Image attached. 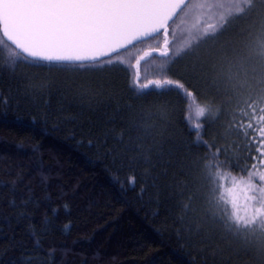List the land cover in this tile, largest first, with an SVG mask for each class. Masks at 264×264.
I'll return each mask as SVG.
<instances>
[{
  "label": "trees",
  "instance_id": "trees-1",
  "mask_svg": "<svg viewBox=\"0 0 264 264\" xmlns=\"http://www.w3.org/2000/svg\"><path fill=\"white\" fill-rule=\"evenodd\" d=\"M194 23V17L177 21L167 36L161 31L118 50L110 54L119 56L115 65L95 71L0 67V96L8 101L0 103V185H7L0 186V264H259L211 224L203 201L194 202L196 213L185 214L189 190L206 191L200 161L209 152L193 146L197 134L189 128L197 121L186 120L188 102L175 90L144 96L133 90L137 80L147 84L167 75L227 107L210 69L201 70L211 42L182 55L167 73L161 70V53L182 47ZM246 26L237 21L216 46L236 40ZM0 39L3 64L15 46L2 31ZM133 122L142 127L129 131ZM200 122L202 139L215 143L212 151L240 143L224 135L227 114ZM135 144L145 154L152 150L151 164L139 158ZM252 163L241 159V169ZM241 169H230L225 187L233 186L232 176L247 175ZM234 195L243 202V184ZM182 216L184 226L201 230L184 232Z\"/></svg>",
  "mask_w": 264,
  "mask_h": 264
},
{
  "label": "snow or ice",
  "instance_id": "snow-or-ice-1",
  "mask_svg": "<svg viewBox=\"0 0 264 264\" xmlns=\"http://www.w3.org/2000/svg\"><path fill=\"white\" fill-rule=\"evenodd\" d=\"M193 17L195 23L183 46L161 53L166 57L161 70L167 73L182 55L211 42L201 70L205 66L210 69L212 84L218 91L222 88L227 97L223 105L227 107L216 106L214 100L198 91H189L180 80L167 75L147 84L137 80L133 90L137 96L175 90L188 102L186 120L197 121L189 128L197 134L193 146L206 147L209 152L200 161L206 191L200 187L189 190L188 201L182 205L185 214L196 213L194 202L203 201L211 224L220 227L243 251L255 254L259 264H264V0H0V31L15 46L0 67L15 69L23 63L77 72L111 67L119 56L114 60L109 53H117L133 41L153 39L161 30L167 36L170 25H176L177 21L184 24ZM237 21H244L247 26L240 29L236 40L217 47L219 38L233 31ZM4 43L0 39V44ZM0 103L6 105L8 101L0 96ZM225 114L228 116L225 137L236 136L240 143L233 141L234 150L220 147L212 151L215 143L202 139L200 121L216 122ZM17 120L22 122L20 117ZM141 127L133 122L129 131ZM142 131L144 135L151 134L148 127ZM141 149L142 144H135L139 158L151 164L152 150L145 154ZM221 155L226 158L221 160ZM249 158L253 163L241 169L240 160ZM225 166L229 171H225ZM233 167L246 171L247 175L232 176L233 186L225 187ZM130 182L135 184V179ZM240 184L245 193L243 202L234 195ZM188 188V184H183L181 195ZM179 219L184 226L185 217ZM68 228L65 225V230ZM183 230L198 233L201 225L193 229L188 224Z\"/></svg>",
  "mask_w": 264,
  "mask_h": 264
},
{
  "label": "water",
  "instance_id": "water-1",
  "mask_svg": "<svg viewBox=\"0 0 264 264\" xmlns=\"http://www.w3.org/2000/svg\"><path fill=\"white\" fill-rule=\"evenodd\" d=\"M161 31H163V30H161ZM137 42H139V41H133L131 44H127V45H125V47L124 48H122V49H125V48H127V47H129V46H131V45H133V44H135V43H137ZM122 49H118V50H122ZM117 50V51H118ZM110 54H112V53H109V55Z\"/></svg>",
  "mask_w": 264,
  "mask_h": 264
}]
</instances>
